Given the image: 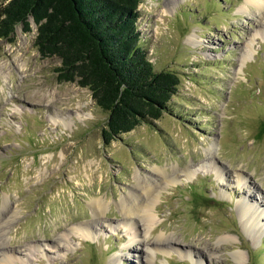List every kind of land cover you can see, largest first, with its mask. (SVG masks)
<instances>
[{"label":"rangeland","instance_id":"obj_1","mask_svg":"<svg viewBox=\"0 0 264 264\" xmlns=\"http://www.w3.org/2000/svg\"><path fill=\"white\" fill-rule=\"evenodd\" d=\"M138 11L154 69L180 85L170 110L109 144L107 113L58 79L33 22L0 38V264H264V0H141ZM189 165L158 186L142 244L119 200L135 175ZM159 238L170 245L153 249Z\"/></svg>","mask_w":264,"mask_h":264},{"label":"trees","instance_id":"obj_2","mask_svg":"<svg viewBox=\"0 0 264 264\" xmlns=\"http://www.w3.org/2000/svg\"><path fill=\"white\" fill-rule=\"evenodd\" d=\"M141 0H0V38L16 26H36L34 47L42 57L56 56L62 82H75L91 92L107 113L103 140L170 110L180 78L154 69L138 29ZM32 18V20H31Z\"/></svg>","mask_w":264,"mask_h":264},{"label":"bare ground","instance_id":"obj_3","mask_svg":"<svg viewBox=\"0 0 264 264\" xmlns=\"http://www.w3.org/2000/svg\"><path fill=\"white\" fill-rule=\"evenodd\" d=\"M79 107L81 106L79 105ZM78 116L80 117L81 115ZM155 171H157V176H155L156 178L153 180L147 179L146 181H144L143 177L138 176V178H136L135 175L134 181L136 187L134 186V188L131 189L126 195H124L118 202L120 212L124 218L123 223L134 226L135 228L136 227L138 228L139 225L144 226L145 231L143 230L144 231L143 235H145V237L143 236L144 238L141 237L142 240L140 239L138 240L139 242L141 241L142 244H145L146 240L144 239L146 238V234L150 232L152 226L154 225L155 215L153 214L154 210L152 209L153 208L152 201L155 199L156 192L158 191L160 185H162L163 183H166L168 185L174 184L182 174L185 175L186 177H190L191 175L194 174L195 168H193V165H189L182 168H173L171 173H169L166 169H161V168L155 169ZM254 196L255 194L252 195L251 193H249L247 194V196L243 197L245 201L244 203L248 205V206L245 205L246 206L245 208H243L242 206L240 207V213L243 216L249 213L248 212L250 210L249 207L252 208V204L250 205L248 203H250L249 199L255 198ZM259 202L263 204L264 198L260 197ZM255 211L256 210L251 212L250 218H248L247 220L257 224L259 215H256ZM103 212H104L103 201H96V205L94 206V211H93L94 215L100 216L101 214H103ZM251 216L254 218L251 219ZM78 230L83 236H86L88 234V228L84 225H80L78 227ZM163 240H164L163 238L156 239V241L153 243V249L162 248L164 245L166 246L170 245L169 242L166 241L163 242ZM0 241H1V237H0ZM2 242H0V247L3 246ZM140 250L143 251L144 253H146V250L147 252H150V249L148 248L144 249V247H141ZM1 253L3 252L1 251ZM4 261L5 259L2 258L0 259V263ZM145 264H151L150 256L147 257Z\"/></svg>","mask_w":264,"mask_h":264},{"label":"water","instance_id":"obj_4","mask_svg":"<svg viewBox=\"0 0 264 264\" xmlns=\"http://www.w3.org/2000/svg\"><path fill=\"white\" fill-rule=\"evenodd\" d=\"M31 20H32V18H31Z\"/></svg>","mask_w":264,"mask_h":264}]
</instances>
